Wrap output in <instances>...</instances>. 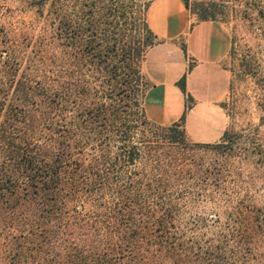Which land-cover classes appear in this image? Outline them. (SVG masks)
I'll use <instances>...</instances> for the list:
<instances>
[{
	"label": "trees",
	"instance_id": "1",
	"mask_svg": "<svg viewBox=\"0 0 264 264\" xmlns=\"http://www.w3.org/2000/svg\"><path fill=\"white\" fill-rule=\"evenodd\" d=\"M149 1L62 0L51 10L46 42L59 55L39 59L44 78L35 85L14 77L16 48L0 37V76L8 78L0 81V112L7 85L15 100L0 122V212L21 203L33 209L38 222L32 220L37 227L32 239L48 235L46 221L57 220L61 251L45 264H165L154 256L172 259L182 246L173 231L176 212L214 201L206 189L218 183L217 157L203 167L190 150L225 147L227 131L212 143L191 141L183 114L162 124L144 113L149 82L140 62L157 42L147 21ZM182 2L197 20L215 19L223 5V0ZM33 60L27 64L35 71ZM176 84L185 93L184 73ZM185 99L189 106V94ZM244 208L232 211L237 226L231 235L238 245L250 235L247 221L255 209ZM206 220L213 223L218 216L191 218ZM238 245L194 244L178 252L190 253L194 264L212 259L227 264ZM12 260L28 262L22 254Z\"/></svg>",
	"mask_w": 264,
	"mask_h": 264
},
{
	"label": "rangeland",
	"instance_id": "2",
	"mask_svg": "<svg viewBox=\"0 0 264 264\" xmlns=\"http://www.w3.org/2000/svg\"><path fill=\"white\" fill-rule=\"evenodd\" d=\"M61 1L0 0V37L15 46L13 57L19 58L15 78H29L30 84L35 85L34 81L44 78L39 59L50 52L59 55V50L48 47L46 42L50 34L48 18L55 6L60 7ZM189 14L197 20L195 13L189 11ZM215 19L223 23L233 39V46L224 61L230 73L229 86L221 102L228 118L227 137L223 141L225 147H195L190 153L196 160L202 158L203 167H210L216 156L220 176L217 185L210 183L206 189L215 196L214 201L195 202L176 212L173 231L182 240V246L176 248L172 259L154 256L165 264H194L190 253L178 252L182 247L192 249L194 244L196 247L217 244L236 247L239 242L231 235L233 227L237 226L232 222V211L245 209L244 204L255 207L247 221L250 235L243 238V243L236 248V257L229 259L227 264H264V0H223L222 10ZM28 59H34L35 71L27 64ZM0 81L7 82V76H0ZM5 89L0 122L15 101L10 85ZM215 141L218 139L209 142ZM23 204L7 213L0 212V264H13L12 258L19 254L28 260L25 264H45L57 259V253L61 251L57 220L46 221L50 228L48 235L43 238L41 232L40 239H32L30 231L37 228L32 225V220L37 213L32 212L33 209L27 211ZM198 215L205 219L217 215L218 221L191 222V218ZM10 241L13 249L9 247ZM34 244L38 245L36 250ZM17 246L19 253L13 254ZM211 261L210 264H215L217 260Z\"/></svg>",
	"mask_w": 264,
	"mask_h": 264
},
{
	"label": "crops",
	"instance_id": "3",
	"mask_svg": "<svg viewBox=\"0 0 264 264\" xmlns=\"http://www.w3.org/2000/svg\"><path fill=\"white\" fill-rule=\"evenodd\" d=\"M147 21L157 42L147 48L141 63L149 81L143 94L146 118L167 124L183 114L190 140L219 139L228 125L221 105L230 79L224 62L230 48L227 28L216 19L193 20L182 0L150 1ZM183 73L189 106L176 84Z\"/></svg>",
	"mask_w": 264,
	"mask_h": 264
}]
</instances>
